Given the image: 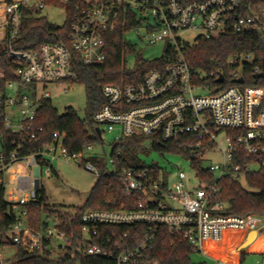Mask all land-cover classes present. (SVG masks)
Returning <instances> with one entry per match:
<instances>
[{
    "label": "built area",
    "instance_id": "built-area-1",
    "mask_svg": "<svg viewBox=\"0 0 264 264\" xmlns=\"http://www.w3.org/2000/svg\"><path fill=\"white\" fill-rule=\"evenodd\" d=\"M49 3H61L68 9L67 42H45L33 49L18 46L25 8L40 16ZM126 26L132 30L140 27L143 39L149 42L171 41L168 47L172 53L167 64L148 71L142 82L104 84L105 103L93 116L95 128L99 126L102 134L104 128L115 133L113 142L137 134L176 142L189 148L192 158L202 162L209 160L212 152H218L219 161L204 165L214 172L215 180L203 182L194 170L196 184L191 185L193 180L183 169H178L169 181L163 179L161 169L155 172L149 167H127L119 176L126 195L135 198L133 208L86 210L81 216L83 237L76 241L55 223L34 231L28 224L26 204L39 197L41 184L37 186V180L43 171L51 174L53 161L74 160L99 177L103 173L94 162L86 160L94 154L90 152L93 144L71 153L64 142L66 133L60 131L53 132L45 146L21 153L23 143L39 140L44 128L34 123L37 109L43 99L51 96L46 91L33 102L21 86L30 85L35 90V84L47 87L62 80L71 85L79 82L77 65H104L107 36ZM253 31L264 35V0H0V42L4 43L18 79L9 81L5 92L0 91V120L7 130L18 135V140L12 141L15 148L9 160L0 147V182L16 215L10 230L12 242L36 253L51 252L52 257L70 251L108 256L117 264H160L145 256L160 226L183 235L194 249L204 253L206 249H222L228 242L224 237L227 231L249 233L255 229L256 239L260 232L264 233V214H231L226 204L217 199L221 178L242 179L248 172L264 168V77L256 76L264 71L259 62L262 58L258 60L253 53H235L218 59L232 83L223 85L224 73L211 72L216 84L211 92L209 84H198L182 52L185 44H194L199 38ZM187 32L196 34L193 43L183 36ZM247 66L259 82L247 81ZM221 74L224 81L220 83L216 80ZM3 77L0 67V78ZM240 77L244 82H235ZM17 104L23 114L18 122L13 114ZM223 132L225 142L220 137ZM42 160L47 164H41ZM20 164L30 171L28 175H23ZM6 172L17 180L14 188L7 186ZM135 224L149 225L138 246L121 247L129 230L122 235L106 233L101 238L102 227ZM99 238L101 242L96 241ZM0 264L7 263L1 260Z\"/></svg>",
    "mask_w": 264,
    "mask_h": 264
},
{
    "label": "trees",
    "instance_id": "trees-1",
    "mask_svg": "<svg viewBox=\"0 0 264 264\" xmlns=\"http://www.w3.org/2000/svg\"><path fill=\"white\" fill-rule=\"evenodd\" d=\"M23 15V26L21 38L18 46L26 49L38 48L45 42H67L68 25H55L49 22L46 17L35 15L31 9L25 8ZM129 26L119 27L107 36L105 51L107 60L104 65L85 66L78 64L76 70L80 76V81L85 82L87 89L86 114L81 117L73 109L67 110V114L62 115L53 106L50 98L43 99L37 109L35 125L44 129L39 134V140L23 143L21 153H30L45 146L51 141L53 132L60 131L66 133L65 145L69 152L74 153L83 150L89 144H94L100 140V136L95 130L93 116L105 103L103 85L106 83H139L144 75L151 69L163 66L169 62V55L172 49L167 47L164 55L153 61H143L138 63L136 68L127 67L126 57L123 56L133 49L124 38V32ZM182 52L189 61L191 70L196 81L211 86L210 91L214 92L215 78L210 77L211 72H223L226 76L223 85L232 83L228 78L227 70L222 69L218 64V59L226 58L235 53H253L260 60L261 67L264 68V35L257 32H248L239 35H228L214 37L211 39L199 38L194 44H185ZM0 67L5 73V77L0 78V91L5 92L9 81H18L11 59L8 58L4 43L0 42ZM250 66L245 68V77L249 83L259 82L260 79L254 77ZM131 74H128L127 70ZM93 132V134H92ZM14 139L18 140V135L12 133L4 127L0 120V147L3 150L6 161L9 160L15 145ZM111 160L113 169L98 178L92 187L89 199L83 206L71 209H63L49 203L45 188L40 185L36 200L26 204L28 209V224L34 231H40L48 227L49 219H54L57 226L73 235L74 240L82 239L81 216L88 209L121 208L134 207L135 198L128 197L124 191L119 172L124 168H151L158 172L161 168L154 163L145 165L142 154L149 153L150 150L162 153H183L191 158L197 177L206 183L215 180V174L203 165L202 160L192 158L191 151L176 142L163 141L155 136L132 135L127 136L113 143ZM94 162L99 168H105V158L98 154H93L86 158ZM43 165L47 164L41 161ZM249 188H246L241 179L223 177L218 181L219 193L217 199L226 204V209L231 214L240 216L250 214H264V168L250 171L245 176ZM5 186L0 182V245L6 247L14 244L11 240L10 230L16 223V215L12 206L5 199ZM149 229L147 224L118 225L102 227V236L106 233L116 232L118 235L129 230V236L121 241V247H135L141 244L145 231ZM154 240L149 244L146 251V259L149 261L158 260L160 264H203L195 262L192 255L197 251L191 243L181 234L176 233L164 226L158 227L155 231ZM264 234V233H263ZM101 238L96 241L101 242ZM16 253L11 262L7 264H117L115 258L72 254L70 251L52 257L51 252L36 253L25 247L14 244ZM240 245V244H239ZM213 258L227 264H242L246 257V252L235 248L233 250L222 249L212 250Z\"/></svg>",
    "mask_w": 264,
    "mask_h": 264
},
{
    "label": "rangeland",
    "instance_id": "rangeland-1",
    "mask_svg": "<svg viewBox=\"0 0 264 264\" xmlns=\"http://www.w3.org/2000/svg\"><path fill=\"white\" fill-rule=\"evenodd\" d=\"M40 16L46 17V19L58 26H63L67 22L68 9L66 5L58 3H49ZM140 27L131 28L125 30L124 37L125 40L130 44L133 49L126 54L127 67L130 69L136 68L138 63L143 61H153L161 58L166 48L172 44L171 41L164 39L156 42H149L143 39V33ZM187 37L188 40L193 43L196 34L194 32H187L183 35ZM35 90L28 86H21L23 92L28 93L33 102H37L44 92H50V99L53 106L62 114L67 112L69 109H73L78 112V114L83 117L86 113L87 108V89L86 84L83 81L75 82L71 85L70 82L63 81L58 83H50L47 87L42 84H35ZM15 120L18 122L23 114L21 111V105L17 104L15 107ZM104 132L99 141L93 144V149L90 152L103 156L105 158L104 165L105 168H99L101 172L110 171L113 169L111 152L113 148V140L115 133H109L103 129ZM93 134V132H92ZM226 133L221 134V141L225 142ZM209 160H205L203 165H208L212 162H217L221 159V154L218 152H212L209 154ZM142 159L145 165H152L154 163L160 166L163 172V179L173 178L174 174L178 169H183L187 172L189 179L193 180L194 167L192 165L190 157L183 153H172L166 152L162 153L159 151L150 150L147 154H142ZM53 170L51 174H47L43 171L40 175V184L45 188L46 194L49 199V203L58 206L63 209H71L74 212L75 208L83 206L85 202L89 199L92 187L97 182L99 176L85 169L80 162L74 160L58 159L53 161ZM20 166L23 169V175H28L30 173L22 164ZM5 180L9 188H14L17 184V180L10 178L9 172L5 173ZM241 182L246 188L248 186L245 178L241 179ZM196 181L193 180V184ZM190 184L187 185V187ZM50 224H57L53 219H49ZM248 232H237V231H227L224 237L228 241L223 245L222 251L233 250L238 248L247 235ZM1 238V229H0ZM246 252L245 260L242 264H264V234L260 232L259 237L250 245L243 248ZM16 253V246L14 244H8L6 247H0V260H8L11 262ZM60 255V253H57ZM56 257V256H55ZM192 259L195 262H202L203 264H222L213 258V252L211 249H206L205 253L202 251H196L192 255Z\"/></svg>",
    "mask_w": 264,
    "mask_h": 264
},
{
    "label": "water",
    "instance_id": "water-1",
    "mask_svg": "<svg viewBox=\"0 0 264 264\" xmlns=\"http://www.w3.org/2000/svg\"><path fill=\"white\" fill-rule=\"evenodd\" d=\"M256 76L257 77H264V71L259 73V74H257ZM216 81L220 82V83L223 82L224 81V75L221 74ZM235 82L242 83V82H244V78L240 77V78L236 79ZM65 114H67V112H63L62 113V115H65ZM95 130H96L97 134L101 137L102 136L101 128L99 126H97L95 128ZM39 182H40V179L37 180V186H38ZM256 236H257V231L255 229L251 230L247 234L245 240L238 246V250H241V249L247 247L248 245H250L251 243H253L254 240L256 239Z\"/></svg>",
    "mask_w": 264,
    "mask_h": 264
},
{
    "label": "crops",
    "instance_id": "crops-1",
    "mask_svg": "<svg viewBox=\"0 0 264 264\" xmlns=\"http://www.w3.org/2000/svg\"><path fill=\"white\" fill-rule=\"evenodd\" d=\"M3 260H5V259H3ZM1 261V260H0ZM6 261V260H5Z\"/></svg>",
    "mask_w": 264,
    "mask_h": 264
}]
</instances>
